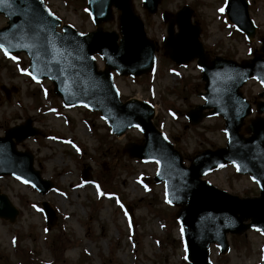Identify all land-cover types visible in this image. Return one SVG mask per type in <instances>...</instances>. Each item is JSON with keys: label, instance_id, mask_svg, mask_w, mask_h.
Masks as SVG:
<instances>
[{"label": "rangeland", "instance_id": "obj_1", "mask_svg": "<svg viewBox=\"0 0 264 264\" xmlns=\"http://www.w3.org/2000/svg\"><path fill=\"white\" fill-rule=\"evenodd\" d=\"M63 24L81 32L95 29L83 0H44ZM226 0H162L159 11L150 14L142 0H132L143 18L148 36L157 43L158 63L154 73L141 77L115 74L123 100L138 98L153 103L154 121L181 152L186 165L206 149L226 145L225 121L209 116L197 125L187 113L203 103L204 81L196 60L176 65L164 50L167 22L164 12L176 14L183 6L193 8V21L201 27V41L211 58L222 56L240 63L262 53L264 0H249L250 15L257 25L256 37L246 39L227 19ZM120 11L101 26L119 31ZM8 19L0 15V28ZM16 57V59H12ZM99 68L104 61L97 56ZM25 53L6 55L0 49V87L16 89L7 98L0 88V136L27 118L41 134L18 144L31 151L35 167L55 183L42 195L30 184L12 176H0V192L18 209L14 221L0 217V264H191L186 260L181 230L175 217L181 206L172 205L162 183L154 180L156 163L130 157L126 147L143 143V134L132 128L122 136L111 133L100 113L83 106L67 107L55 94L53 83L37 81L27 73ZM241 91L254 111L241 128L250 132V120L260 116L261 83L251 79ZM83 172L89 183L83 181ZM205 179L232 194H259L249 175L238 174L232 165L208 174ZM101 185V186H100ZM101 191L103 196L100 198ZM48 201L58 214L57 224L48 229L42 202ZM129 207H132L129 211ZM230 250L222 254L212 246L213 264H257L262 261L264 234L247 230L229 234Z\"/></svg>", "mask_w": 264, "mask_h": 264}, {"label": "water", "instance_id": "obj_2", "mask_svg": "<svg viewBox=\"0 0 264 264\" xmlns=\"http://www.w3.org/2000/svg\"><path fill=\"white\" fill-rule=\"evenodd\" d=\"M159 1L144 0V4L155 12ZM88 6L98 26L96 31L81 34L64 26L65 33L59 34L56 27L60 20L43 0H6L0 3V14L9 18V25L0 29V44L9 52L26 51L32 58L30 71L34 76L51 77L56 92L68 104L83 103L100 109L118 134L133 125L140 127L145 144H131L128 149L132 156L158 162L155 180L165 181L169 200L184 206L178 219L183 228L187 258L193 264H211L212 242H218L225 253L229 249L228 232L239 234L256 228L264 233V119L252 121L250 137L239 133L244 118L251 112L239 88L252 76L264 85V57L256 56L242 64L221 57L209 62L199 40L200 26L192 23L193 11L186 6L176 19L170 20L165 41L170 57L178 64L198 58L206 81L207 93L202 94L206 104L192 110L190 120L198 123L205 116L203 110L213 108L210 114L224 116L228 133L227 147L206 150L187 167L173 144L153 125V107L136 99L122 103L114 86L111 69L139 76L150 71L155 62V44L147 38L144 23L134 13L131 0H88ZM112 6L122 11L120 43L117 32H105L100 27L112 17ZM226 11L248 38L254 37L256 26L250 18L247 0H228ZM175 22L179 27L177 34ZM95 52H100L106 60L105 71L97 70ZM260 96L264 97V92ZM258 110L264 112V101L258 104ZM31 124L28 119L24 125L9 129L4 138L0 137V175H15L46 194L54 184L41 177L40 171L34 169L33 155L18 151L13 140L21 142L39 133ZM228 162L239 166V172L252 175L261 188L260 196L240 198L201 179ZM43 205L51 227L57 216L47 202ZM16 215L17 210L8 197L0 194V216L14 220ZM248 220L251 221L246 223ZM260 264H264V256Z\"/></svg>", "mask_w": 264, "mask_h": 264}, {"label": "snow or ice", "instance_id": "obj_3", "mask_svg": "<svg viewBox=\"0 0 264 264\" xmlns=\"http://www.w3.org/2000/svg\"><path fill=\"white\" fill-rule=\"evenodd\" d=\"M4 2H6V0H0V3H4ZM220 11L223 12L224 9L221 8ZM0 48H4V45L0 44ZM4 51H5V54L8 55V51H7V49H4ZM12 59H16V57H12ZM29 74H30V73H29ZM33 78L35 79V77H33ZM237 167L239 168V166H237ZM24 182H25V183H28V181H24Z\"/></svg>", "mask_w": 264, "mask_h": 264}]
</instances>
